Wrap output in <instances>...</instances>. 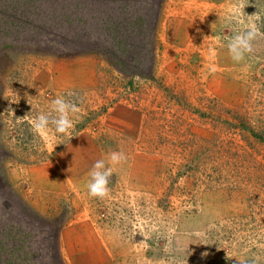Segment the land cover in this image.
<instances>
[{"label":"rangeland","instance_id":"rangeland-1","mask_svg":"<svg viewBox=\"0 0 264 264\" xmlns=\"http://www.w3.org/2000/svg\"><path fill=\"white\" fill-rule=\"evenodd\" d=\"M140 1L101 0L78 8L81 19H70L69 0H28L31 7L20 16L29 21L10 29L21 17L6 11L0 19V194L11 215L1 227L26 233L12 223L27 220L35 244L24 233L13 246H44L48 264L52 248L58 264L95 261L96 252L79 250L100 239L103 228L116 245L138 246L132 253L138 264H264V0H162L158 19L153 0ZM241 6L246 15L259 13L252 21L258 33L253 52L233 75L221 77L214 70L220 54L247 28L235 18ZM53 10L55 24L72 21L82 33L39 38L33 30L52 21ZM91 22L118 26L120 41L133 25L141 36L136 43L149 42L146 32L157 22L153 61H134L131 51L120 67L88 50L93 45L83 33ZM19 27L24 31L14 30ZM11 38L16 44L9 47ZM37 39L50 45L38 48ZM57 39L75 46L64 51ZM208 54L212 86L202 69ZM57 96L78 105L70 113L73 127L68 134L51 126L47 135L37 134L30 117L50 111ZM119 104L146 117L149 133L143 127L134 153L154 160V181L145 191L112 173L109 194L91 197L88 179L79 180L84 143L76 139L99 132ZM116 166L126 170L123 162Z\"/></svg>","mask_w":264,"mask_h":264},{"label":"trees","instance_id":"trees-1","mask_svg":"<svg viewBox=\"0 0 264 264\" xmlns=\"http://www.w3.org/2000/svg\"><path fill=\"white\" fill-rule=\"evenodd\" d=\"M27 1H26V4H24V3H22V0H19V2H17V3L14 2L13 0H0V19L3 18L6 11L14 12V14L16 13V16H18V17L21 14H24V12L27 11V9L31 7ZM32 1L33 0H30V3ZM103 1H115V0H103ZM148 1H150V0H148ZM148 1L146 0L145 2H148ZM69 2L71 5H70V9H68L67 14H70L72 16V17H70V19H74V17L76 19H79V18L81 19L82 15L77 14V12H80V11H78V8H85L86 6L92 7V5L99 4L101 2V0H69ZM134 3H136V1ZM44 4H45V2H43L42 4H38V6L36 5L32 9L35 12H37L36 10L41 8V6H43ZM12 5H13V7L11 8ZM153 5H155V9H154V11L152 10V12L155 15V19L156 18L158 19L159 18L158 16L160 14V9L163 5V1L162 0H153ZM113 6H115V5H113ZM23 10H24V12H23ZM34 11H32V12H34ZM52 12H54L53 14H51L52 21L49 19V20H47L46 23L45 22L42 23L38 28L33 30V31H35L36 34H38L39 38L43 37V36L46 38H49V37L54 38L55 36H59V34H72L74 36H77V35H80L82 33L83 30L80 28L78 23H74L71 21V22L63 23V24H58V23L55 24L54 22H55V20H57L56 18L58 17V16H56L57 11L53 10ZM108 12H109L108 16H110V17L113 16L112 15L114 13L113 8H110L108 10ZM24 16H26V15H22V17L20 16L21 18L13 20V22H12L13 24L8 25V26H10L9 28L11 29L16 24V22H18V21H22V20L23 21H29V19L23 18ZM108 18L109 17H107V19ZM141 20H143V19H141ZM136 21L142 22V21H140L139 18H138V20H135V22ZM157 22H158V20H157ZM157 22H156L155 26L153 27V32H151L152 34L150 32H146V34L148 36H150L149 42L148 41L141 42V43L133 42V41H136L135 36L139 35L137 37V40L139 37H141L140 33H134L135 30L133 28V25H127L128 28H126V31H128V38L120 41L119 35L121 34L120 33L121 29L118 26L113 25L112 23L107 24L108 22H105V23L104 22H95V23L91 22L89 24L90 25L89 29H87L83 33L84 35H87V38L84 37L83 39L84 40L86 39V41H88V42H86L87 44L93 45V47L91 49H88V50H91L93 52H100L102 54H106V56L109 58V60L114 65H118L121 67L120 63L122 64V60H120V58H122V56H126L127 53L128 52L130 53L131 51L135 53L133 55L134 61L135 60L140 61L139 59L142 56H144L141 63L143 65H147L150 62V60H151V62L153 61L154 56H155L154 38H156ZM25 27L29 28V24L26 25ZM14 30L15 31L17 30L18 32L24 31L23 27H19L18 29H14ZM14 30H13V32H14ZM10 31L11 30H9L7 32L9 33ZM25 34H27V33H24L23 35H25ZM34 41L40 43L38 48H40L41 44L46 45L48 42L47 40L43 41L42 39H37ZM56 41H58V42L55 45L63 48L64 51H68L71 47L75 46V44L69 43V42L61 43L62 40L59 41V39H57ZM92 41H94V42L90 43ZM131 42H133V44ZM7 44L10 47V46H14L16 43H15V40H13L11 38V39H8ZM91 51H89V52H91ZM53 52H56V51L53 50ZM1 186L2 185L0 184V187ZM6 200H7L6 197L4 195L0 194V260L3 259L0 261V264H48L44 260V256H42V254L46 255V253H47L43 248L44 246L41 247L43 249L39 248L38 246L33 247L32 245L25 248V249H21L19 247L13 246V244H15V242H17V240L19 238L24 236L25 232L21 231L19 234L18 232L15 233V231H12V233H10L9 228L6 227V225L1 227V225L6 222V220L3 222H2V220H4L7 215H9L11 218V215L9 214V212L5 213ZM26 221L27 220H24L22 223H19L17 221V219H15L14 222L12 223V225L13 224L15 225L14 226L15 230L19 229L20 226H22L24 228L26 227L25 228V231H26L25 235H32L31 236L33 238L32 244H35V239L37 238V235L35 234V232L33 230L31 232V230L28 229V228L32 229L33 226H31V224H29V223L26 224ZM49 254H52V258H51L52 263L58 264L59 263L58 250L57 249L54 250L52 248V251Z\"/></svg>","mask_w":264,"mask_h":264},{"label":"crops","instance_id":"crops-1","mask_svg":"<svg viewBox=\"0 0 264 264\" xmlns=\"http://www.w3.org/2000/svg\"><path fill=\"white\" fill-rule=\"evenodd\" d=\"M222 55L221 53V59L218 61L216 69L214 70H219V72H221V74H219L221 77L222 74L233 75L231 72L238 69L240 65L239 62L234 61L232 58H228L231 57L229 53ZM203 60L205 65L202 69L207 73L205 80H207V77H210L209 80L212 86V56L208 54ZM203 78L204 75L201 80H203ZM124 107L125 105L119 104L112 108L114 112L113 116L110 117V119H106V122L101 124L103 128H101L99 132L93 135L83 134L76 139L82 141L84 144L88 143L87 145L82 144L80 149L81 160H78L81 162L78 165V170L80 172L79 180L83 178L90 179L88 173L96 160L103 158L107 161L112 151H123L127 156L126 161H123L126 165V170H122L121 167L115 165L113 166V173H119L121 178L124 177L128 184H134V187L136 186V188L145 189L146 191L148 188L152 187L156 165L153 163L154 160L150 159L149 156H144L138 152L134 153V150L137 149L136 140L139 139L138 137L142 133L143 127L144 132L149 133L145 128L146 117L141 113V109L138 107L135 109L130 106H127V109H124ZM146 137L147 136H145V138ZM72 178L71 175V179ZM107 232L106 228H103L100 239H94L96 241L95 243L89 244L86 248L79 250L97 253L95 261L88 258L86 262L81 264H138L136 258L137 254H132L138 252V246L133 247L131 243L123 244V242L116 245L113 239H110L109 232ZM116 251H120L119 253L124 254L119 256L112 254L116 253ZM143 261L144 258L143 255H141V262Z\"/></svg>","mask_w":264,"mask_h":264},{"label":"clouds","instance_id":"clouds-1","mask_svg":"<svg viewBox=\"0 0 264 264\" xmlns=\"http://www.w3.org/2000/svg\"><path fill=\"white\" fill-rule=\"evenodd\" d=\"M258 15L259 13L246 15L243 6L237 9L235 18L238 22L247 24V28L228 39V52L236 62L243 61L247 54L253 52V41L258 33L252 21ZM68 95H72V93ZM78 111L79 107L76 103L69 101L64 96H57L50 102V111L30 117L31 125L33 130L40 135H47L50 126L54 128L55 133L68 134L73 127L70 113ZM126 159L127 156L123 151H112L107 161L103 158L96 160L88 173L90 177L87 182L89 196L98 198L107 196L110 191L108 184L113 173V166L121 164ZM206 254L202 253V256Z\"/></svg>","mask_w":264,"mask_h":264}]
</instances>
